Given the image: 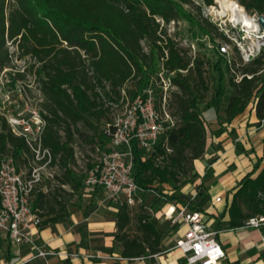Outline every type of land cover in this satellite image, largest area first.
<instances>
[{"label":"trees","instance_id":"trees-1","mask_svg":"<svg viewBox=\"0 0 264 264\" xmlns=\"http://www.w3.org/2000/svg\"><path fill=\"white\" fill-rule=\"evenodd\" d=\"M202 1L209 4L213 0ZM238 2L247 10L264 15V0ZM185 4L195 8L197 14L191 16L186 12ZM156 16L161 17L163 24ZM180 18L189 20L211 38L217 34L229 40L216 24L200 14V6L193 0H0V70L11 66L8 42L15 45L19 57L29 55L34 59L22 70L16 69L14 75L24 79L26 73H31L37 80L41 104L47 111L43 113L42 146L51 150L53 161L63 170L55 181L46 182L49 187L46 191L42 182L31 192V205L42 217L41 224H52L68 214L66 203L79 183L70 166L76 161L71 139L80 130L78 122H87L95 130L97 126L90 116L106 117L107 123L112 122L107 115L109 104H105L98 90L101 81L107 83L109 97L123 101L125 95L133 98L141 93L151 75L161 67L177 86L178 91L173 92L177 122L165 128L151 153L138 147L135 139L131 142L132 173L135 181L146 189L170 178L186 176L187 161L192 162L204 153L206 129L201 101L204 107L213 106L222 122H230L249 102L253 103L256 117L264 118V45L247 62L241 60L233 46L238 59L225 62L226 82L218 66L223 57H219L215 63L217 83L211 89L205 76L204 57L188 54L167 32L166 25ZM143 39L149 43L148 50L141 44ZM128 81L133 82L132 87L127 85ZM227 86L231 89L229 93ZM210 89L211 95L206 99ZM95 135L91 134L90 139ZM101 136L109 138L104 128L96 135L103 145ZM166 145L171 152L166 153ZM3 155H12L19 168L25 169L21 164H28L27 171L31 168L32 150L0 115V156ZM252 172L240 179L232 193L226 208L229 227L241 225L251 214L264 213V199L258 194L264 191V163L255 175ZM169 198L188 208L202 209L210 196L203 192L196 202L185 194ZM243 198L250 202V212L242 211ZM116 207L112 248L128 258L162 249L161 231L150 214H140L138 229L130 232L126 229L132 219L129 208L125 204ZM51 212L52 216L43 218Z\"/></svg>","mask_w":264,"mask_h":264},{"label":"built area","instance_id":"built-area-1","mask_svg":"<svg viewBox=\"0 0 264 264\" xmlns=\"http://www.w3.org/2000/svg\"><path fill=\"white\" fill-rule=\"evenodd\" d=\"M193 1L200 6V13L203 17L220 26L218 19L222 14L219 13L220 8L216 0L209 4L202 0ZM225 15L227 13L223 14V16ZM257 16L258 14L254 18L256 21ZM156 20L163 24L161 17L156 16ZM171 21L173 22V20ZM233 25L235 24H231V27H234ZM261 44L264 42L257 46H249L242 43L241 40L233 42L223 39L218 43L217 48L221 55H228L229 51L233 50V46H236L242 61L247 62L259 53ZM187 45L188 48L190 46L192 50L195 49L193 40ZM164 53H167L166 49H164ZM229 61L228 58L227 62ZM162 72L165 70L161 67L158 75L164 84L163 90L166 92L171 81L166 75L168 82L166 84ZM122 94L125 95L123 89ZM127 98L125 95L122 113L114 117L112 122H108L104 127V131L109 136L111 149L103 150L97 160L86 170L84 183L85 186L104 188L111 200L131 208L142 204L144 191L151 189L140 186L133 176L132 139H135L137 146L146 153H151L165 128L174 124V119L165 108L164 103L162 111L156 108L150 87L146 86L141 93L130 100ZM28 110V116H25L22 110L14 114H6V105L0 103V115L6 118L14 133L24 137L33 152L32 165L28 171L19 168L12 155L0 156V231L8 235L13 245H25L33 250L34 252L27 257V259H31L36 256L57 253L47 249L43 242L38 241L35 236L41 225L42 217L31 205L30 196L38 183L45 182L42 184V189L46 191L49 188L46 182L55 181V176L58 175L60 167L57 161H53L51 150L42 146L41 136L45 125L43 114L39 108ZM165 150L168 153L172 149L166 145ZM79 152L75 146L74 157L76 161L79 160ZM159 157L161 158L162 155ZM258 194L264 199V191H260ZM221 200L220 195H216L213 199L215 202ZM163 213L170 221L180 223L181 232L169 248L179 250L188 264H220L221 260L225 258V250L216 239L219 229L205 220L201 209H191L180 201L171 200L165 202ZM236 227L262 228L264 227V213L251 214L243 220L241 225ZM262 239L264 240V233ZM58 253L67 254L61 251ZM84 254L91 257L101 255L99 252L95 254L85 252ZM155 254L152 253L151 255ZM72 255L76 256L77 254L72 253ZM102 256L123 258L115 252L105 253ZM143 257L145 256L141 255L134 258ZM23 261H4L3 264H20Z\"/></svg>","mask_w":264,"mask_h":264},{"label":"crops","instance_id":"crops-1","mask_svg":"<svg viewBox=\"0 0 264 264\" xmlns=\"http://www.w3.org/2000/svg\"><path fill=\"white\" fill-rule=\"evenodd\" d=\"M200 109L206 127L205 150L193 160L195 178L181 189L199 198L203 192L209 194L210 199L201 210L205 220L220 230L217 240L226 253L220 264H264V227L229 228L226 210L240 179L251 170V174L255 175L264 163V118L256 117L252 102L230 122H222L213 106ZM63 186L68 190L67 185ZM189 190L192 192L189 193ZM73 194L66 203L68 214L52 224H41L35 235L47 249L57 253L27 259L34 251L25 245H13L8 235L0 231V264L13 260H24L20 264H188L179 250L163 246L162 239V249L153 252L155 255L148 253L143 258L122 256L116 248H112L116 232V205H107L108 209H105V204L98 205L100 198L91 205L74 204ZM216 195H220L222 200L213 201ZM240 207L245 213L251 210L250 202L244 198ZM52 215L51 212L43 218ZM60 251L67 254L58 253ZM85 252H99L101 255L91 257ZM111 252L123 258L102 256Z\"/></svg>","mask_w":264,"mask_h":264},{"label":"rangeland","instance_id":"rangeland-1","mask_svg":"<svg viewBox=\"0 0 264 264\" xmlns=\"http://www.w3.org/2000/svg\"><path fill=\"white\" fill-rule=\"evenodd\" d=\"M216 1L218 2L220 8L219 11H221L223 9L222 5L218 0ZM236 1L238 2V0ZM183 8L191 16L197 14V10L187 4L183 5ZM243 8L245 12L249 16H251L252 19L256 17L257 13L251 10H247L244 6ZM218 22L220 26H218L214 22L212 23L216 24L218 29L222 30L223 33L228 34L226 36H228L229 40L233 42L235 40H241L242 43L249 46H257L259 43L264 42V28H261V25L257 26L256 20H254V22L257 27L254 30H248L247 27L238 22L235 23L234 21H232V23H230L228 15H220ZM231 24H235L233 25L234 27H231ZM229 27L230 29H228ZM166 28L167 32L175 38L178 46L186 49L188 54H197L204 57L205 76L211 89L217 83L218 70L215 63L217 62L219 57H223V59H220V63L218 66H220L223 71L224 81H227L228 71L225 68V62L228 58L232 61L237 60L238 56L236 52H233L231 50L229 51L228 55H221L218 52V43L223 40L221 36L215 34L213 35V38H211L206 34L201 33L192 22L187 19L181 18L174 22L171 21L166 25ZM191 40L195 42L194 50H192L190 46L189 49L187 45V43H189ZM141 44L143 45L145 50L149 49V43L147 40H141ZM262 45L264 44H261V46ZM8 48L12 54L10 63L11 66L2 68L0 70V103L6 105V114H14L22 110L24 115L28 116V109L30 108H39L42 114L47 113L44 106L41 104V91L39 90L38 82L34 78L33 74L26 73L24 79L16 78L14 75V71L16 69L22 70L24 66H26L29 62H33L34 59L29 55L19 57V52L16 51L15 45L13 43L8 42ZM160 70L161 68H159L156 73L151 75L147 87H150L153 92L156 108L159 111H162V105L164 103L165 108L171 114L175 123L177 122L178 118L176 114V100L173 92L178 91V89L177 86L172 82L170 83V85L168 84L166 74L165 72H162V76L164 77L166 84H168L166 92L163 90L164 84L158 75V72ZM127 85L129 87H132L133 82L128 81ZM226 88L227 93H229L231 89L228 86ZM211 89L207 92L206 99L210 97ZM98 90L103 95V99L106 102L105 104H109L107 115L111 119H113L117 115L121 114L124 108L125 101L114 100L109 97V95H107V83H105L104 81L98 83ZM128 98L129 100L131 99L129 96ZM199 106L203 107L204 101H201L199 103ZM88 118L93 122L94 125L97 126L96 130L92 128L87 122L80 121L78 122V128L80 130L76 131L71 139V143L73 144V146H76L77 150L80 151L78 153L79 160L70 164L71 168L74 171L75 178L79 182L75 191L73 192L75 193V195L73 194L72 198H74V204L81 202L82 204L87 205L95 204V200L97 198H100L101 203H99L98 205L103 206L102 204H105L104 208L108 209L107 205L119 204L108 197L104 188L100 186H85L84 183L86 170L97 160V157L103 150L111 149L110 141L107 136H101L104 141L103 145H100L99 141H97L96 139V135H99L102 128L106 126L107 118L102 117L100 119H95L92 116ZM59 129L62 137H64L63 128L60 125ZM93 133H95L96 135L95 137L93 136V139H90V135ZM186 165L188 168L186 176H181L179 178H170L166 183L157 184L155 187H153V189L144 191L143 203L129 208L132 219L131 223L126 227L127 230H129L130 232H134V230H137L139 227L138 216L140 214H150L161 231L163 246H170L172 244V241L174 240L176 235L181 232L180 223L172 222L167 219L163 213V207L166 201L172 200L169 198V196H180L181 194H185L186 196L191 198V196L194 195L193 194L190 196L189 194L184 193L181 189L183 186L187 185L188 182L191 183L195 178V175L193 174V161H187ZM21 166L25 169H28V164H21ZM58 166L60 167L59 164ZM62 171L63 170L60 167V170L58 172L59 176ZM194 188L195 187H193L192 189ZM188 192L191 193L192 191L189 190ZM193 198L194 200H198L199 197L194 195L192 199ZM98 205L97 207H99ZM145 206H148V208H146ZM217 233L218 234H216V239H218V235L221 234L220 230Z\"/></svg>","mask_w":264,"mask_h":264},{"label":"bare ground","instance_id":"bare-ground-1","mask_svg":"<svg viewBox=\"0 0 264 264\" xmlns=\"http://www.w3.org/2000/svg\"><path fill=\"white\" fill-rule=\"evenodd\" d=\"M220 4L222 5V10L219 11L221 14L227 13L228 18L235 23H241L245 27H247L248 30H254L256 29V24L254 20L249 16L243 6L239 4L236 0H218ZM221 7V6H220Z\"/></svg>","mask_w":264,"mask_h":264},{"label":"water","instance_id":"water-1","mask_svg":"<svg viewBox=\"0 0 264 264\" xmlns=\"http://www.w3.org/2000/svg\"><path fill=\"white\" fill-rule=\"evenodd\" d=\"M256 24L257 26L264 25V15L263 14H258Z\"/></svg>","mask_w":264,"mask_h":264}]
</instances>
